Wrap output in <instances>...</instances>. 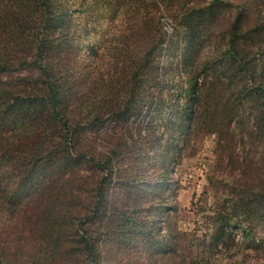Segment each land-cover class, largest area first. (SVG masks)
<instances>
[{
    "label": "trees",
    "instance_id": "1",
    "mask_svg": "<svg viewBox=\"0 0 264 264\" xmlns=\"http://www.w3.org/2000/svg\"><path fill=\"white\" fill-rule=\"evenodd\" d=\"M11 1L0 11V216L6 218L0 264H264V180L259 185L254 175L256 167L264 170V159L247 162L240 152L264 126V0H207L184 11L188 30L217 3L224 16L232 9L221 44L222 71L201 78L185 68V57L183 67L177 60L176 72H170L162 0ZM97 11L104 12L103 21L92 19V31L100 33V56H109L101 77L113 85L90 98L82 118L70 113V94L81 73L68 55L81 48L72 39L77 26L88 32L84 19ZM228 70L251 83L259 122L252 121L241 98L212 99L207 92L224 85ZM184 91L177 121L173 113ZM130 118L142 122L137 134L113 132L115 142L100 159L91 153L93 145L79 143L81 135L94 142L107 123L122 129ZM199 127L217 135V161L232 166L228 178L237 189L216 188L213 228L200 237L173 226L172 219L162 230L159 213L137 214L142 199L137 187L149 184V193L166 188L171 163L181 154L180 137H192ZM214 178L209 177L213 187ZM53 185L65 189L60 201L42 196ZM126 187L135 195L127 206L118 202ZM75 194H83L77 206ZM29 204L48 205L43 221L57 228H44L40 235L37 228H26L33 213ZM138 237L148 244L134 261L109 248L110 242L120 246Z\"/></svg>",
    "mask_w": 264,
    "mask_h": 264
},
{
    "label": "rangeland",
    "instance_id": "2",
    "mask_svg": "<svg viewBox=\"0 0 264 264\" xmlns=\"http://www.w3.org/2000/svg\"><path fill=\"white\" fill-rule=\"evenodd\" d=\"M207 0H162L159 2L160 5V22L162 29L164 30L166 36L169 38V42L166 43L167 50L165 53L166 58L171 64L170 72H176V68L173 64L179 60L180 65L183 67L182 59L186 64L185 68L193 70L199 73V77L204 76L206 73H220L222 68L218 65L221 63L222 59V46L224 42V30L228 26L230 16L232 14V9H227V15H223L224 6L217 3L214 5L212 12L203 15L200 19L194 22L195 26L187 30L183 24L184 11H190L193 8L202 7ZM109 3H114V0H109ZM11 0H0V11L4 12L7 8L11 7ZM77 15V14H76ZM104 15L103 11H97L92 14H88L84 20H87L88 32L84 33L85 27L77 26L79 33L72 39L78 44L80 49L75 50L73 53L68 55L70 61H75L78 66V72L81 73L79 76L75 77V87L74 92L70 94V102L72 110L70 113L82 116L84 118L87 114L86 105L89 103L90 98H99V89H104L107 86L113 85L110 79L101 77V73L107 72L106 67L103 65L102 61H108L109 56H100L101 50L98 47L100 43V33H94L92 30V19H97L98 21L103 20L99 17ZM98 22V27L99 23ZM103 24V23H102ZM100 28V27H99ZM81 32V33H80ZM99 41V42H98ZM62 55L60 52L57 58ZM104 59V60H103ZM229 64L231 62L229 61ZM101 66L100 69L97 66ZM232 65V64H231ZM211 68V69H208ZM183 70V69H182ZM228 80L224 85H214L216 90L209 89L207 92L212 93V99H221L220 96L231 95L230 99L238 100L242 99V102H246L251 108V119L254 122H259V118L255 115H259V111H254L253 109L257 106V98L253 94L250 95L249 87L251 83L248 78L240 76V74H234L232 70L227 71ZM105 76V75H103ZM189 84L184 85L187 87ZM210 83H208V86ZM223 88L220 90V88ZM176 88L173 90L175 92ZM187 90V89H186ZM188 91V90H187ZM185 91L178 97L180 99V108L178 111L173 113L176 116V120L179 121L180 116L183 114V103L186 101ZM169 97V96H168ZM169 98L166 97L165 102ZM171 100V99H170ZM241 102V103H242ZM92 108V107H91ZM90 108V109H91ZM93 113L88 114L92 116ZM216 120L220 121L219 117ZM142 122H137V120L130 118L127 122L123 124L124 127L121 129L120 126L113 127V124H108L109 126L104 127L105 130H101L99 136L94 142L88 136L86 139L80 137V142L82 146H92V154L94 157L102 158L103 154L113 146L114 140L113 132L126 131L129 134H137ZM143 127V126H142ZM141 127V129H143ZM102 128V129H104ZM255 139L252 144H246L245 148L240 150L242 155L246 157L247 162L251 157H257L259 163L261 164L262 159H264V126L260 127L256 131ZM189 138V140H188ZM177 148L181 150V154L177 156L171 163L169 171V182L166 188L153 189L149 193V184H143L144 189L137 187L138 192L142 196L140 202V208L137 209V214H153L159 213L160 216V228L165 230L167 228L169 220H174L173 226L193 231L196 236L200 237L204 234L208 228H213V219L210 215L213 214L215 190L216 188L220 191L225 192L226 190L237 191L236 187L232 182L235 180L228 178V173L232 172V166L225 168L220 161H217V135L215 132H207L204 127H199L193 134L192 137H187L184 140L180 137L178 141ZM234 149V148H233ZM235 151L239 149H234ZM232 151V155L235 153ZM190 154V155H188ZM154 159H152L153 161ZM261 166V165H260ZM225 168V169H224ZM256 167L254 175L259 180V185L263 183L264 180V170ZM223 172V173H221ZM216 175L214 181H216V186L213 187L209 181V177ZM218 174V175H217ZM216 179V180H215ZM50 181V180H48ZM47 181V182H48ZM128 187L122 188L120 190V195L118 202L121 205L132 204V200L135 197L134 193L128 192ZM64 188H59L57 185L51 187H46V190L42 193L43 198H52L60 201V197L65 194ZM75 201H73V206L77 202L79 196L83 198V194H75ZM219 199H223V194L217 195ZM44 201V200H43ZM40 204V203H39ZM35 205L29 204L28 208L32 209L33 213L29 224L26 228H37V235L42 234L44 228H57V225L52 224L48 226L44 223L43 219L48 205ZM158 208H155V206ZM52 210H55L52 204ZM62 208H58L55 211H60ZM49 212V210H48ZM60 213V212H58ZM30 213H27L28 217ZM6 218L0 216V232L6 228ZM137 220H139L137 218ZM45 224V225H44ZM215 227V226H214ZM9 229V227H8ZM11 229V228H10ZM9 229V230H10ZM129 244V245H128ZM148 244L147 240H132L131 243L124 241L120 246L116 242H110L109 248L117 251L118 255L122 258L127 257L132 261L136 259V253L139 249L144 252Z\"/></svg>",
    "mask_w": 264,
    "mask_h": 264
}]
</instances>
